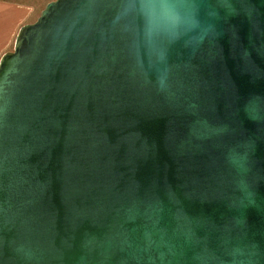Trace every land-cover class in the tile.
I'll return each mask as SVG.
<instances>
[{
	"label": "water",
	"instance_id": "obj_1",
	"mask_svg": "<svg viewBox=\"0 0 264 264\" xmlns=\"http://www.w3.org/2000/svg\"><path fill=\"white\" fill-rule=\"evenodd\" d=\"M0 264H264V0H51L23 24Z\"/></svg>",
	"mask_w": 264,
	"mask_h": 264
},
{
	"label": "crops",
	"instance_id": "obj_2",
	"mask_svg": "<svg viewBox=\"0 0 264 264\" xmlns=\"http://www.w3.org/2000/svg\"><path fill=\"white\" fill-rule=\"evenodd\" d=\"M41 9L35 2L0 0V56L12 49L18 29L33 22Z\"/></svg>",
	"mask_w": 264,
	"mask_h": 264
},
{
	"label": "rangeland",
	"instance_id": "obj_3",
	"mask_svg": "<svg viewBox=\"0 0 264 264\" xmlns=\"http://www.w3.org/2000/svg\"><path fill=\"white\" fill-rule=\"evenodd\" d=\"M25 2H35L39 5V7H41L43 9V7L45 6V4L51 0H24ZM41 9V10H42Z\"/></svg>",
	"mask_w": 264,
	"mask_h": 264
}]
</instances>
